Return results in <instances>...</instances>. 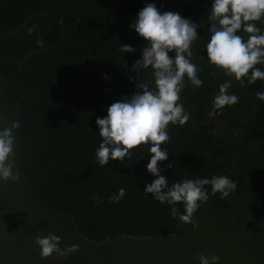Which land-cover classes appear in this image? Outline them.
<instances>
[{
  "label": "trees",
  "instance_id": "trees-1",
  "mask_svg": "<svg viewBox=\"0 0 264 264\" xmlns=\"http://www.w3.org/2000/svg\"><path fill=\"white\" fill-rule=\"evenodd\" d=\"M109 1L0 0V127L19 121L21 126L14 130L17 171L26 182L35 211L47 217L35 222L17 215L26 228L22 236L33 227L36 240L47 236L46 228H50L61 243L103 244L170 236L183 223L171 215V205L144 191L158 178L147 171L150 144L131 150V160H110L106 166L96 161L102 142L97 118L106 117L114 102L141 91L136 87L140 78H152L151 68L132 71L147 41L130 25L145 6L110 8L104 5ZM213 2L181 0L156 6L161 13L179 12L192 20L209 11ZM40 15L47 17L44 32L16 55L9 35ZM256 23L264 27V20ZM123 45L136 51L121 53ZM129 77L135 79L130 82ZM232 84L238 85L234 89L241 90L248 104H243L246 110L238 116L239 123H233L236 131H229L230 138L214 126L215 120L227 117V106L213 112L220 86L189 85L182 90L179 103L190 119L184 126L169 125L170 141L161 146L169 158L159 167L169 186L184 179L220 175L232 179L237 189L225 199L219 193L212 195L211 186H206L210 198L194 215L207 214L214 225L221 220L217 216H227L234 222V230L229 234L226 229L227 233L249 244L256 264H264V101L256 95L264 92V81H245L244 87L236 80ZM121 188L125 196L109 202ZM175 206L184 211L182 203ZM36 247L10 252L14 259L0 264H60L69 259L56 253L51 256L62 260L41 258Z\"/></svg>",
  "mask_w": 264,
  "mask_h": 264
},
{
  "label": "clouds",
  "instance_id": "clouds-1",
  "mask_svg": "<svg viewBox=\"0 0 264 264\" xmlns=\"http://www.w3.org/2000/svg\"><path fill=\"white\" fill-rule=\"evenodd\" d=\"M210 22L208 32L210 39L206 44L207 58L211 65L223 70L228 77L234 78L245 86L257 80L264 81V30L257 26V21L264 20V0H214L207 15ZM62 23V21H61ZM132 28L147 41L143 47L142 58L137 60L132 71L152 69V78L142 80L136 87L141 91L131 97L114 102L107 109V116L97 118L99 135L102 142L96 149V161L101 166L110 160L123 162L132 159L134 148L149 145L151 159L147 171L158 177L148 183L145 192L152 194L160 203L171 205V215L184 223H193V216L202 203L210 198L206 186H211V194H220L221 199L229 197L237 189V184L227 175L209 178L184 179L169 186L168 179L161 175L159 163L167 161L169 153L161 146L170 141L169 125L184 126L190 119L183 104L179 103L185 79L195 87H201L203 81L198 73L202 71L192 62V44L199 38V24L184 18L179 12L161 13L156 4L149 3L143 7L132 21ZM36 25L28 28L31 35ZM247 33V39L238 34ZM43 46V41L38 40ZM121 53H134L131 45L120 46ZM170 53H174L170 55ZM130 82L135 78L129 77ZM231 80L222 83L213 99V112L239 102V97L230 94ZM257 98L264 101V92H257ZM19 121H12L0 127V180L19 179L14 173V156L16 136L14 130L20 127ZM172 168L173 164H168ZM126 194L124 188L113 194L109 202H119ZM93 199L99 201L94 195ZM182 203L181 212L175 205ZM198 227V224L193 225ZM35 243L40 248L41 258L54 253L61 257L78 251L79 245L62 249L61 237L49 233L36 237ZM195 259L199 264H218L219 256L198 254Z\"/></svg>",
  "mask_w": 264,
  "mask_h": 264
},
{
  "label": "rangeland",
  "instance_id": "rangeland-1",
  "mask_svg": "<svg viewBox=\"0 0 264 264\" xmlns=\"http://www.w3.org/2000/svg\"><path fill=\"white\" fill-rule=\"evenodd\" d=\"M181 0H111L104 5L110 8L115 7H133L146 6L149 3H165L176 4ZM210 11V10H209ZM209 11L205 12L201 17L192 19L191 21L199 24L197 32L199 38L193 42L192 62L202 69L198 73L203 85L220 86L222 83L234 78L228 77L223 70L210 64L207 58L206 44L210 39L208 28L210 22L207 20ZM36 25L35 31L29 35L28 28ZM47 25V17L44 15L36 16L29 23L24 24L17 31L13 32L8 37V42L12 52L16 55L21 48L28 46L31 42L42 32ZM264 30V27L261 28ZM247 39L248 34L244 32L238 33ZM174 56V53H170ZM264 70V66L260 65ZM190 81L185 79V90ZM238 85L232 84L229 89L230 94H235L239 97V102L233 106H227L226 118L220 121L215 120V129L223 132L224 135H232L229 131H236L235 125L238 122V116L242 117V113L246 110L243 104H248L245 99L241 97V90H235ZM228 118H232L228 120ZM235 123V125L233 124ZM4 123L2 126L7 125ZM232 124L234 126H232ZM14 160V173L17 171V165ZM36 207L32 202L27 185L23 177L19 174V179H10L8 181L0 180V262L14 257L9 255L10 252L21 253L29 249H37L35 239L32 234L35 229L29 228L26 230L25 236L22 231H25V226L21 225L20 218L17 215L21 214L28 220L45 221L47 218L45 214L35 211ZM6 211V212H5ZM35 213H40L37 215ZM214 219L213 215H211ZM204 213H199L193 216V223H182L176 232L170 236L160 238H127L120 241L103 244H91L89 241L81 242L79 250L68 254L66 257L68 261H62L64 264H199L195 259L198 254L206 256L218 255V264H256L255 252H252L245 245L246 242L240 243L238 237L230 236V231L234 230V222L230 221L227 216L223 215L221 220L224 221L225 226H221V220L216 221L217 224L212 223V219ZM56 223V219H52ZM49 221V219H47ZM198 224V227L193 225ZM217 225L221 226L219 230ZM229 230V234L227 233ZM225 230V231H224ZM44 231V229H41ZM47 235L54 232L50 228H46ZM58 231V230H57ZM22 232V233H21ZM59 232V231H58ZM60 233V232H59ZM61 236V234H60ZM74 245V244H73ZM71 246L66 241H62L61 248ZM70 256V257H69ZM62 260L56 256H51ZM66 259V260H67ZM62 262H59L60 264Z\"/></svg>",
  "mask_w": 264,
  "mask_h": 264
}]
</instances>
